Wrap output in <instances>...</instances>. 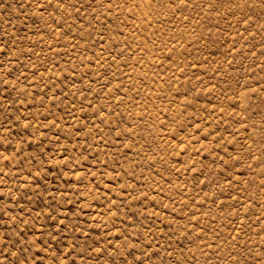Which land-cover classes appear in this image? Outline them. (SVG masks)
I'll return each mask as SVG.
<instances>
[{"label":"rangeland","instance_id":"obj_1","mask_svg":"<svg viewBox=\"0 0 264 264\" xmlns=\"http://www.w3.org/2000/svg\"><path fill=\"white\" fill-rule=\"evenodd\" d=\"M0 264H264V0H0Z\"/></svg>","mask_w":264,"mask_h":264}]
</instances>
